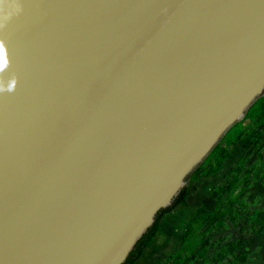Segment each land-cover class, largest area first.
<instances>
[{
	"label": "water",
	"instance_id": "obj_1",
	"mask_svg": "<svg viewBox=\"0 0 264 264\" xmlns=\"http://www.w3.org/2000/svg\"><path fill=\"white\" fill-rule=\"evenodd\" d=\"M0 31V264H124L264 94V0H19ZM8 51V52H7Z\"/></svg>",
	"mask_w": 264,
	"mask_h": 264
},
{
	"label": "rangeland",
	"instance_id": "obj_2",
	"mask_svg": "<svg viewBox=\"0 0 264 264\" xmlns=\"http://www.w3.org/2000/svg\"><path fill=\"white\" fill-rule=\"evenodd\" d=\"M232 135V142L225 141L212 156H207L195 168L200 167L194 175L195 179L187 181L189 197L193 202L200 195V183H197L200 180L208 181L212 185L210 188L214 187L203 198V208L213 209L215 200L220 201L219 208L210 218L202 214L199 223L192 228L189 240L196 243L198 255L187 258V264H212L216 262L218 253L228 252L226 247L230 243H237L243 238L248 243L250 237H255L257 233L252 229L255 219L252 215L256 209H264V104L260 105V113L255 118L234 129ZM221 152L229 157L223 162L220 171L208 179L207 173L216 167ZM232 180L235 181L234 190L222 193L215 199L214 189L222 188ZM247 243L232 254L227 253L228 257L219 264H238L243 255L248 258L245 253Z\"/></svg>",
	"mask_w": 264,
	"mask_h": 264
},
{
	"label": "trees",
	"instance_id": "obj_3",
	"mask_svg": "<svg viewBox=\"0 0 264 264\" xmlns=\"http://www.w3.org/2000/svg\"><path fill=\"white\" fill-rule=\"evenodd\" d=\"M262 104H264V94L262 96H260L252 104V106L246 112L245 117L242 120L236 122L225 133V135L221 138V140L212 149V151L210 152L208 157L212 156L213 153H215L217 150H219L220 147L222 146V144L225 141L231 143L232 140L234 139V136L232 135V131L234 129L239 128L241 125H243L247 121L255 118L260 113V105H262ZM228 157H229V155H226L225 152H221V154L219 155V157L217 159L216 167L213 170H211L209 173H207V174L208 175H214L215 173H217L219 171V169L221 168L223 162ZM199 168L200 167L197 168L198 170L197 169L195 170L196 172L194 171V172H192L190 174V176L188 177V180L195 179L194 175H195V173H197L200 170ZM234 188H235V181L232 180L229 184L227 183L222 188L214 189L213 195H214V197L216 199L218 196L222 195V193L234 190ZM188 198H189V189H188V187L186 185L181 190L179 195L174 199L172 204L170 206L162 209L157 214L155 222L147 230V232L142 236V238L137 242V244L135 245L134 249L132 250V252L128 256L127 260L124 262V264H135L136 263V261L143 255L144 250L150 245V243L152 242V240L154 239V237L158 233V231L160 229V223H161V220L164 217V215H166L167 213H170L177 206H179L181 204H188ZM219 206H220V201H219V199H216L213 209L200 208L197 211L196 217L188 224V226L184 230V234H183V237H182V242H181L180 248L169 257V259L167 260V262L165 264H181L182 262H184L189 257H197V255H198L197 254V245H196V243L193 240H189L190 235L193 233L192 232V228H194L195 225H197L199 223L202 214H204L205 216L210 218L215 213V211L219 208ZM252 216H255V219L252 222L253 231L254 232L262 231L264 229V209H256V210H254ZM247 241L248 240L246 238H243V239L239 240V242H237V243H233V242L230 243L226 247V250L228 252H226V253H223V252L218 253L216 262H214L212 264H219L221 261H223L224 259H226L228 257L227 253L228 254H232V252H234L238 247H241L243 245L245 246ZM189 251H192V252L189 253ZM247 259L248 258L245 255L241 256V258L238 261V264L245 262Z\"/></svg>",
	"mask_w": 264,
	"mask_h": 264
},
{
	"label": "crops",
	"instance_id": "obj_4",
	"mask_svg": "<svg viewBox=\"0 0 264 264\" xmlns=\"http://www.w3.org/2000/svg\"><path fill=\"white\" fill-rule=\"evenodd\" d=\"M209 176L212 175H208V179ZM223 179L225 180V174H223ZM197 183H200L198 188L200 195L197 199L193 202L189 197L188 204H181L164 215L158 233L135 264H165L169 257L180 248L185 228L196 217L197 211L203 208V198L214 188H210L212 185L208 181L200 180ZM247 246L245 253L248 259L240 264H264V229L257 232L255 237H250ZM185 261L181 264H187Z\"/></svg>",
	"mask_w": 264,
	"mask_h": 264
},
{
	"label": "clouds",
	"instance_id": "obj_5",
	"mask_svg": "<svg viewBox=\"0 0 264 264\" xmlns=\"http://www.w3.org/2000/svg\"><path fill=\"white\" fill-rule=\"evenodd\" d=\"M22 11L23 9L19 0H0V31L6 29L13 16H18ZM4 46V40H0V95L14 93L18 82L15 76H13L7 84H5L3 79L5 68H9L8 61L2 55Z\"/></svg>",
	"mask_w": 264,
	"mask_h": 264
}]
</instances>
